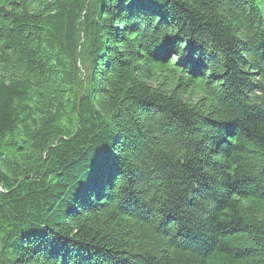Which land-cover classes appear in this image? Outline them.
Returning <instances> with one entry per match:
<instances>
[{
	"label": "trees",
	"instance_id": "trees-1",
	"mask_svg": "<svg viewBox=\"0 0 264 264\" xmlns=\"http://www.w3.org/2000/svg\"><path fill=\"white\" fill-rule=\"evenodd\" d=\"M0 264H264L258 0H0Z\"/></svg>",
	"mask_w": 264,
	"mask_h": 264
},
{
	"label": "rangeland",
	"instance_id": "rangeland-1",
	"mask_svg": "<svg viewBox=\"0 0 264 264\" xmlns=\"http://www.w3.org/2000/svg\"><path fill=\"white\" fill-rule=\"evenodd\" d=\"M258 7L264 20V0H258Z\"/></svg>",
	"mask_w": 264,
	"mask_h": 264
}]
</instances>
